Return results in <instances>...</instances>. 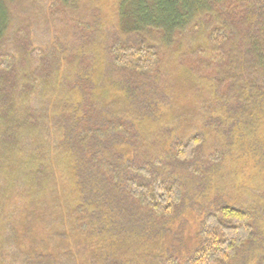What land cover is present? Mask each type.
<instances>
[{
    "label": "trees",
    "instance_id": "16d2710c",
    "mask_svg": "<svg viewBox=\"0 0 264 264\" xmlns=\"http://www.w3.org/2000/svg\"><path fill=\"white\" fill-rule=\"evenodd\" d=\"M89 1L0 0V264H264L255 207L193 203L192 246L172 230L187 195L180 166L197 178L243 140L264 181V0H114L110 23V0L79 15ZM59 33L74 44L69 70L49 59ZM169 79L183 101L160 86ZM201 127L219 134L209 162ZM240 193L264 214V191Z\"/></svg>",
    "mask_w": 264,
    "mask_h": 264
},
{
    "label": "rangeland",
    "instance_id": "374dc122",
    "mask_svg": "<svg viewBox=\"0 0 264 264\" xmlns=\"http://www.w3.org/2000/svg\"><path fill=\"white\" fill-rule=\"evenodd\" d=\"M89 2H93V0H90ZM97 3V4H96ZM93 2L90 3L92 6L88 5V9L86 11L80 10L79 15L85 14V12L89 13L86 15L87 18L92 19L90 13L93 12L98 6V2ZM111 3V4H110ZM113 3L114 0H110V2H106L104 7H100V12L102 13L103 17L108 18L109 20L108 23H110V20L112 19V22L114 21V18L112 16L113 14ZM152 5L153 1L150 3ZM117 5V4H116ZM134 5L131 6L133 8ZM83 11V12H82ZM79 17V16H78ZM51 31L54 33L55 31L57 32H63L64 27L62 22L57 24L54 22V25H50ZM55 30V31H54ZM52 35V34H51ZM60 35V33H59ZM54 37V36H53ZM51 36L49 39V49H48V54H50V60L52 61H57L59 59L60 64L62 62V59L66 62L64 65L67 66V70H69L68 66L71 64L70 62V53L68 52L69 49L72 50L74 47V44L70 42V37L68 35H65V33L61 34V44L62 47L60 46V49H58V46L56 42H54V39ZM72 46V47H71ZM66 50V51H65ZM72 52H75L78 57H79V63H82L81 56L82 53L78 50H74ZM87 54V59H88V64L93 66V72L98 73L101 72L102 70V65L99 62L101 59L104 58V53L99 52L97 49L91 50V51H86ZM56 56V59L54 60L52 57ZM67 58L69 60H67ZM97 61V62H96ZM109 64V63H108ZM73 68L70 71L69 75L72 74L74 69L80 68V64L73 63ZM192 65V64H191ZM109 68L112 69L111 64L108 65ZM178 63L175 62H168L165 60V64L163 66V70L166 68H169L172 72L175 74H180L184 80H186L189 76V72L184 71L180 72L179 70L180 67H178ZM178 71V72H177ZM109 72H104L103 75H107ZM166 75V74H165ZM163 75L162 78L165 77ZM177 77V76H176ZM161 78V79H162ZM166 81V80H165ZM162 83L161 80V85L163 89L166 87L168 91H166V94L171 96L172 98H180V101H183L185 98L184 94L182 93V90L180 92L179 88V83L176 81V83H171L170 79L168 83L166 82ZM183 98V99H182ZM263 126L259 127V129L256 130L254 133L255 143L257 145L258 142L263 143L264 142V121H263ZM172 129H174V133L178 130L176 129V126L170 125ZM200 133L203 134L204 138L206 139V143L200 150L201 157L200 158H205L208 159V162L211 161V157L215 151V148L217 146V137L218 133H216L214 130H207V128L201 127V129H198ZM158 134H161V131H158L152 139L148 132H147V140L151 142V145L156 143L157 139L156 136ZM186 135L183 134L182 132H179L176 134V137ZM257 140V141H256ZM247 141H239L237 140L236 143L234 144L236 147L232 151V153L224 152L223 155H217L214 158H212L214 165H207V167H203V169L198 168V177H194V174H190V171L186 169V166H180L178 169L180 172H177L178 174L184 178V186H185V191L187 192L186 198L184 200V206L182 208V213L179 214V217L173 222V229H175L177 232H182L183 236L180 238V241H184L187 246H192V243L190 241H194L196 236V227H195V222H197L196 218L198 217V214L201 212H197L195 210V216H192L193 214V208L192 205L194 203V208L200 207L202 210L210 209V207L213 205L214 201L218 198V196H221L222 203L226 205H231V206H236V207H242L246 209H253L255 207V214H256V219L258 221L257 228L259 229L260 233H264V214H263V206L261 205L260 198L258 197L257 200L252 197L249 203L248 200H246V195H242L240 192L242 191L243 187L245 186L246 189H249V191H257L259 193L264 191V181L257 182L255 178H253L252 173H254V169L256 168L257 163H255L250 156H241V153L244 151L243 149V144H246ZM258 153L260 154L261 160L264 159V147L261 145L257 147ZM229 154H234V156H228ZM222 157V158H220ZM254 157V155H253ZM199 158V159H200ZM198 159V160H199ZM255 159V157H254ZM200 162V161H199ZM194 163V162H193ZM195 164V163H194ZM264 178V177H262ZM245 185H241L242 183ZM240 183V184H239ZM239 188V190H237ZM217 194V195H216ZM255 196V194H254ZM248 197V196H247ZM250 198V197H249ZM187 201V202H186ZM195 218V219H194ZM172 225V224H171ZM176 232V233H177ZM264 237V236H263ZM251 259V253L248 254L245 257L246 261H249ZM262 263H264V260L260 259ZM252 262V261H251ZM129 264H136V262H131Z\"/></svg>",
    "mask_w": 264,
    "mask_h": 264
}]
</instances>
